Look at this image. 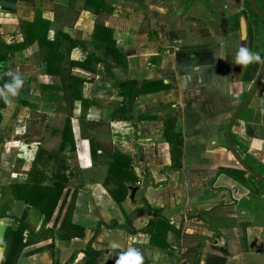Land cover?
Listing matches in <instances>:
<instances>
[{
    "label": "crops",
    "instance_id": "0c3cea01",
    "mask_svg": "<svg viewBox=\"0 0 264 264\" xmlns=\"http://www.w3.org/2000/svg\"><path fill=\"white\" fill-rule=\"evenodd\" d=\"M73 1L78 16L75 21L66 22L54 19L53 11L56 4L67 5L69 0H0V36L21 41L20 22H31L37 8L40 16L49 21L48 39L56 30L80 39L83 47L71 49L70 58L82 60L87 52L95 50L91 34L96 15L85 0ZM106 1L113 10L104 25L112 30L127 67H115L108 73L98 64L93 74L72 68L73 74L85 78L82 96L86 102L75 100L72 107L75 150L65 153L67 188L45 223V227L52 228V237L24 247L15 264H51L50 251L62 264L74 251L86 246L99 220L103 223L93 247L107 251L97 264H204L207 254L225 257L224 264H264V224L260 220L264 217V186L258 184L261 181L254 182L258 192L253 193L223 173L214 175L219 166L244 169L225 140L231 115L253 82L240 79L244 60L249 57L245 56L243 45L237 54L228 56L233 67L222 62L220 53L218 63H207L206 51L211 48H202L198 53L179 52L168 46L176 39L154 23L161 2ZM189 2L186 0L184 7ZM143 18L148 19L149 33L140 31ZM3 64L10 79L0 85V94L7 97L0 121V205L9 206V215L26 213L37 230L42 214L15 198L5 186L24 183L33 161L44 173L52 171L53 162L44 154L39 158L37 150L49 151L57 146L65 114L55 110L53 93L40 88L42 84L55 83L57 76L46 72L37 42L14 51L0 62ZM124 79L136 80L137 86L142 81H161L169 86L133 97L121 92L118 80ZM263 84L264 74L247 110L234 120L230 132L237 142L232 144L236 154L242 159L251 155L264 172ZM91 120L103 122L98 131L87 124ZM165 122H173L181 133L179 170L169 168L170 148L163 135ZM92 139L109 140L132 157L133 169L141 180L129 188L120 204L113 202L103 184L106 164L101 157L94 159L90 155ZM78 191L91 197L93 208L88 207L87 201L83 204ZM181 203L175 212H166V207L174 209ZM68 206H72L70 223L82 228V235L79 228H70V223L60 227ZM144 206L152 212L154 208L162 209L160 218H166L181 234H188L185 243L182 235L169 229L165 234L166 249L150 244L143 228L149 218L158 216L156 212L155 216L132 217L130 229L126 228L127 215ZM112 220L116 222L114 226L110 224ZM8 225L16 227L9 218L1 217L0 259ZM197 236H201L200 241ZM37 247L41 249L36 250ZM82 258L83 253H77L70 264H81Z\"/></svg>",
    "mask_w": 264,
    "mask_h": 264
},
{
    "label": "trees",
    "instance_id": "16d2710c",
    "mask_svg": "<svg viewBox=\"0 0 264 264\" xmlns=\"http://www.w3.org/2000/svg\"><path fill=\"white\" fill-rule=\"evenodd\" d=\"M86 3L93 6V12L96 15L94 18L92 29V40L94 41L95 50L89 51L86 57L82 60H73L70 58V51L74 47H83V43L76 37H71L68 33L56 30L52 39L46 36L49 27V21L40 16L37 11L31 22H20V27L23 32V39L20 40H5L0 36V62L6 61L11 53L22 49L25 45L37 42L39 59L46 66V72L57 76V81L52 84H42L40 86L43 92L50 91L52 94V101L56 111H62L65 114L64 125L58 132L59 141L57 146L52 150H44L39 148L37 156L39 158L44 154L50 159L54 167L49 174L44 173L39 169L35 161L32 162L28 170V179L24 183H11L5 187L9 188L13 196L17 199L23 200L25 203L34 206L42 214V224L39 229L27 220L26 213L20 216L9 215L7 213L9 206L0 205V218L7 217L13 224L5 228L2 238V246L4 247L3 254L0 259V264H15L18 255L22 249L28 245L44 241L53 235L52 228L45 227V223L50 219L55 207L58 204L60 196L64 189L67 188L69 178L66 170L68 168L65 158V153L75 150V142L73 137V130L71 127L72 107L75 100H80L84 104L86 100L82 96V84L85 78L72 73L73 67L82 68L89 73H95L98 64H101L106 72H110L115 67L126 68L127 61L122 49L116 45V41L112 36V30L104 25L106 17L112 12L113 8L106 0H85ZM245 7L248 8V0H245ZM249 10V8H248ZM264 14V8H262ZM257 21L261 22L258 15L249 10ZM245 17V12H241ZM78 16V10L74 8V1L69 0L67 5L56 4L54 6L53 18L63 21H75ZM228 31L234 32L238 29L239 19L236 13L230 14L227 18ZM148 19L143 18L140 31L149 33ZM256 26L251 21V26L248 30L249 47L254 46L253 39L256 38ZM264 53H256L254 56H249L244 60L243 69L241 73V80L253 81L258 68L262 62ZM207 63H218L220 61L219 51L217 48H211L206 51ZM233 58V57H232ZM92 76L90 77V79ZM10 79L8 68L6 65H0V85L6 83ZM121 92H128L129 95L136 97L139 93L146 91H154L167 88L168 84H163L161 81H142L137 86V81L133 79L118 80ZM7 97L0 94V121L2 118L1 111L6 106ZM248 104L243 107L237 117L247 110ZM102 121H88L87 124L95 131L99 130ZM163 135L166 138L169 148L171 165L170 169H180V158L182 154V137L179 130H177L173 122H165L163 126ZM230 140L232 144L237 143L233 132H230ZM245 148L244 146H242ZM90 155L96 159L97 156L102 158L106 164V173L103 177V184L106 186L107 192L115 204H120L128 195L130 187L135 186L141 178L136 174L132 166V157L121 150L114 147L109 140H91L90 141ZM244 162L253 170L264 177V172L260 169L262 165L249 154L243 158ZM260 165V166H259ZM259 166V167H258ZM245 169L219 166L215 169L214 175L225 174L239 183L250 188L249 182L246 180L244 173ZM145 184L146 180H142ZM258 184L264 186L263 182ZM253 196V194H251ZM64 198L60 202L62 205ZM72 206H68L60 227H64L70 223L69 215ZM158 216L149 218L143 230L149 234V242L151 245L157 246L161 249H166L168 244L165 242V234L169 229L174 230L177 234L182 235L183 241L188 234H181L179 229L171 226L166 218H160L162 209L154 208ZM129 215H127L128 217ZM135 217V216H133ZM102 220H99L94 227L86 246L74 251L70 257L62 264H70L76 257L77 253H83L81 264H97L98 258L106 249L93 247L96 242V236L100 230ZM71 224V223H70ZM112 224V221H110ZM70 228H79V235H82V228L71 224ZM73 229V230H74ZM199 237V241L201 236ZM196 238V236H193ZM41 249L37 247L36 250ZM52 258L51 264H60L55 258L52 251H50ZM225 257L215 254H207L204 259V264H224Z\"/></svg>",
    "mask_w": 264,
    "mask_h": 264
},
{
    "label": "rangeland",
    "instance_id": "374dc122",
    "mask_svg": "<svg viewBox=\"0 0 264 264\" xmlns=\"http://www.w3.org/2000/svg\"><path fill=\"white\" fill-rule=\"evenodd\" d=\"M156 1L161 2L162 7L161 10L156 9L155 15L157 17L154 23L160 24V28L167 32L170 31L171 38L176 39L175 42L169 43L168 46L171 49L175 48L179 52L187 50L199 53L202 48L216 47L219 48L222 62H225L227 66L229 65L228 68L233 67V64L227 61L229 54H237L243 44L246 50L245 56L264 53V35L260 25L257 24L259 28L256 35L257 44L254 45L257 48L255 49H251L248 42H243L247 39L240 41L238 30L228 31V24L225 25V21L229 12L233 10L235 0H190L186 7H184L186 0ZM249 19L246 18V21L248 26H251V19ZM224 28L226 32L222 31ZM221 42L224 43L223 46ZM78 192L83 204H85L84 201H87L90 208L91 197L87 193H85L87 197H84V193ZM260 220L264 224V217ZM113 222L115 221L112 220V226H114ZM262 231L264 232V227Z\"/></svg>",
    "mask_w": 264,
    "mask_h": 264
},
{
    "label": "water",
    "instance_id": "95a60500",
    "mask_svg": "<svg viewBox=\"0 0 264 264\" xmlns=\"http://www.w3.org/2000/svg\"><path fill=\"white\" fill-rule=\"evenodd\" d=\"M256 0H250L249 1V5H250V8L255 12L257 13V15L259 16V18L261 19L263 25H264V15L263 13L261 12V10L258 8V6L256 5ZM239 32H240V37L241 39H245L246 38V22H245V19L243 16H241L239 18ZM264 74V56H263V59H262V62L260 64V67L258 69V72L252 82V85H251V88L250 90L248 91L247 95L243 98V100L239 103V105L235 108L234 112L232 113L231 115V118L226 126V129H225V140H226V143H227V146L229 148V150L232 152V154L235 156V158L238 160V162L243 166V168L246 170V179L247 181L249 182L250 184V191L253 192V193H257L258 190L254 184V182H258V181H261V182H264V177L259 174L258 172H256L255 170H253L250 166H248L244 160L239 157L234 148H233V145L231 143V140H230V129H231V126L234 122V120L237 118L239 112L243 109V107L245 105H247L250 100L252 99L254 93L256 92V89H257V86L261 80V77L263 76ZM183 205V203L179 204L176 208L174 209H170L168 207L165 208L166 212L168 214L170 213H173L175 212L177 209H179L181 206ZM90 207L93 208V205H92V202L90 201ZM142 215H145V216H155L156 213L155 212H152L147 206H144V207H139V208H136L127 218V222H126V228L130 229V226H131V223H130V220L133 216H142ZM114 225L116 224V222H113Z\"/></svg>",
    "mask_w": 264,
    "mask_h": 264
},
{
    "label": "flooded vegetation",
    "instance_id": "af4514ba",
    "mask_svg": "<svg viewBox=\"0 0 264 264\" xmlns=\"http://www.w3.org/2000/svg\"><path fill=\"white\" fill-rule=\"evenodd\" d=\"M249 1L250 0H248V8H249V10L251 9L250 8V3H249ZM256 2V5L258 6V8L261 10V12L263 11L262 10V8H264V0H256L255 1ZM234 7H233V10L231 11V12H229V14L227 15V18H228V16L230 15V14H233V13H236L237 14V17H238V19L241 17V16H243L244 17V19H245V22H246V38L245 39H241V37H240V32H239V37H240V41H243V40H246L247 39V41H243V42H248V44H249V40H248V38H247V36H248V30H249V27L250 26H248V24H247V21H246V18H250L249 20L250 21H253L254 23H255V26H256V29H258L259 27H258V25H260L261 27H262V29H263V35H264V25H263V23H262V21L261 22H259V21H257L252 15H250V13H249V10H248V8H246L245 7V0H235L234 1ZM252 10V9H251ZM245 12V15H246V17L243 15V14H240L241 12ZM263 13V12H262ZM257 14V13H256ZM264 15V14H263ZM259 17V16H258ZM261 20V19H260ZM226 24H228V22H227V19H226V21H225V25ZM258 24V25H257ZM238 31H239V26H238V29H237ZM223 32H226V29L224 28L223 30H222ZM256 35H257V31H256ZM254 45L255 44H257V39L255 38V39H253V42H252ZM243 47H244V44H243ZM248 56H250V55H248ZM264 56V55H263ZM263 59V58H262Z\"/></svg>",
    "mask_w": 264,
    "mask_h": 264
}]
</instances>
